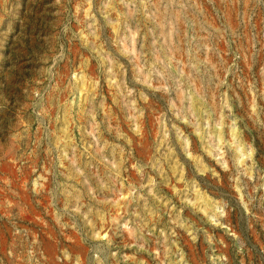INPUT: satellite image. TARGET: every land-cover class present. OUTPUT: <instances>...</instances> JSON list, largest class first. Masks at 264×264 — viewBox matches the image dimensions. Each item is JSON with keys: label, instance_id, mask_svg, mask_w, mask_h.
<instances>
[{"label": "rangeland", "instance_id": "374dc122", "mask_svg": "<svg viewBox=\"0 0 264 264\" xmlns=\"http://www.w3.org/2000/svg\"><path fill=\"white\" fill-rule=\"evenodd\" d=\"M0 264H264V0H0Z\"/></svg>", "mask_w": 264, "mask_h": 264}]
</instances>
